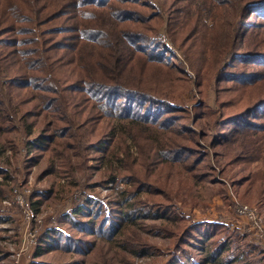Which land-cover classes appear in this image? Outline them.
Instances as JSON below:
<instances>
[{
	"label": "trees",
	"instance_id": "trees-1",
	"mask_svg": "<svg viewBox=\"0 0 264 264\" xmlns=\"http://www.w3.org/2000/svg\"><path fill=\"white\" fill-rule=\"evenodd\" d=\"M253 15L261 26L248 20ZM194 88L225 96L219 98L220 109L209 112L216 133L210 145L220 151L219 178L210 172L197 175L208 154L196 147L200 144L190 134L195 130L177 126L169 116L189 111L183 94ZM153 108L155 114L149 112ZM193 115L195 123L206 117ZM15 131L35 163L46 152L68 159L82 137L91 139L99 161L109 165L111 182L132 175L135 193L157 185L170 203L195 206V184L211 177L234 189L236 207L264 206V0H0V155L5 147L16 153L10 136ZM165 172L177 174V189L160 180ZM0 177L1 201L10 170L0 165ZM125 207L108 216L99 205L92 220L77 218L90 213L85 206L63 216L75 229L111 243L123 234L121 251L155 254L149 251L157 246L126 235L153 206L137 199ZM154 207L161 212L154 219L180 222L177 229L157 226L171 236L182 231L176 238L182 242L179 249L185 250V237L195 229L206 237L197 264H249L253 257L263 264L264 247L252 242L247 250L241 244L246 233H233L227 222L190 223L188 216ZM48 232L55 235L45 239L46 248L39 247L37 255L75 250L84 256L96 245L62 228ZM226 233L239 245L223 238Z\"/></svg>",
	"mask_w": 264,
	"mask_h": 264
},
{
	"label": "rangeland",
	"instance_id": "rangeland-1",
	"mask_svg": "<svg viewBox=\"0 0 264 264\" xmlns=\"http://www.w3.org/2000/svg\"><path fill=\"white\" fill-rule=\"evenodd\" d=\"M248 20L258 27L261 26L257 23V20L261 19L255 15ZM179 57L181 59L180 55ZM183 96L187 100L189 111H170L169 116H175L173 120L178 122L177 126L195 130L196 133L191 132L190 134L196 137L200 144L196 147L203 150V154H208L197 175L200 177L201 174L210 172L215 174V178H219L217 173L221 167L217 163V160H220L217 156L220 155V151L210 145L212 144L210 143L212 134L216 136V133L213 130V117L209 112L219 110V98H225V96L220 97L215 89L200 92L196 88L192 93H185ZM156 111L157 109L154 108L149 110L153 114ZM195 111L206 114V117L195 123L193 115ZM37 119L40 123L32 134L34 137L40 132L43 116L41 115ZM227 128L226 126L220 130L224 131ZM75 130L76 133H80L83 128ZM83 133L85 134L84 131ZM10 136H13L17 142L16 153L13 154L9 147H5L0 155V165L10 170L12 175L8 183L3 179L6 183L4 187L6 197L0 201V264H34V262L37 264H197L204 254L200 248H202L206 237L201 236L195 229L191 236L185 237L186 241L182 244L185 250L179 249L178 244L182 242L176 238L182 236V231L176 230L177 235L171 236L167 233H160L157 226L168 225L177 229L180 222L154 219L152 216L161 213L154 206L167 207L175 214L188 216L190 223L192 220L225 221L232 225L233 233L236 231L240 234L246 233L241 244L247 250L250 249L248 243L254 242L260 247L263 246L258 240L259 236L253 230L250 219L238 213V207L233 202L238 201L232 191L234 189L229 185L212 181L216 179L205 177L203 181L195 184L193 189L195 206L176 204L173 201L170 203L160 193L167 194V192L161 191L162 189L157 185L146 186L149 192H133L134 186L137 189V183H132L130 180L129 177L132 175L125 174L122 177L123 181L111 182L109 165L103 166V163L99 161L100 153L96 151V148L89 146L91 139L78 137L76 147L70 151L68 159H60L57 156L49 157L46 152L35 163L30 159L32 155L27 154L23 149L20 132L15 131ZM65 138L70 139L71 137L67 135ZM36 154L34 152L33 156ZM224 162L221 160V164ZM114 166H116L115 161ZM213 166L215 169H212ZM1 179L2 177H0ZM176 179L177 174L174 172H165L161 174L160 180L169 181L171 185L168 187L169 189H177ZM53 188L52 194L46 192ZM37 199H41L42 202L34 204L33 201ZM137 199H142L154 209L150 211L149 216L142 217L143 221H140L134 233L126 234L130 236V239L126 238V241L141 238L143 241L157 246V249L151 248L149 251L156 252L155 254L138 257L134 253L121 251L124 245L123 234L117 235L111 243L75 229L72 223L63 216L66 212H71L79 206H85L84 211L90 213H79L77 218L92 220V212L99 205L104 206L103 209L106 212L104 214L113 216L118 211L124 210L126 205L133 204ZM89 200L94 203H86ZM247 203L257 206L260 216L264 220V206L260 207L256 202ZM29 208L35 213V217L32 219L26 216V210ZM181 224L184 225L182 222ZM53 227L62 228L78 238L96 241L94 250L84 256L76 253L75 250L70 252L50 250L37 255L39 247L46 248L45 239H51V236L55 235V232H48ZM48 233H50L49 237H45ZM195 235L197 237H192ZM223 238L235 242L232 246L239 245L232 234L226 233ZM255 255L257 258L260 257L258 254ZM256 262L258 261H254L253 257L249 264ZM262 263L264 264V260Z\"/></svg>",
	"mask_w": 264,
	"mask_h": 264
},
{
	"label": "built area",
	"instance_id": "built-area-1",
	"mask_svg": "<svg viewBox=\"0 0 264 264\" xmlns=\"http://www.w3.org/2000/svg\"><path fill=\"white\" fill-rule=\"evenodd\" d=\"M237 211L240 215H244L250 219L253 230L259 236L258 240L264 246V220L258 213L257 208L246 203H241L238 206ZM26 216L29 219H32L33 217H35V213L32 209L29 208L26 210Z\"/></svg>",
	"mask_w": 264,
	"mask_h": 264
}]
</instances>
